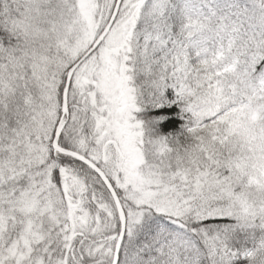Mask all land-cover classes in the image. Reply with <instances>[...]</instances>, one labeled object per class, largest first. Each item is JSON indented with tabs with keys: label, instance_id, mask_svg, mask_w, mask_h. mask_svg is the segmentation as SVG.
Wrapping results in <instances>:
<instances>
[{
	"label": "snow or ice",
	"instance_id": "snow-or-ice-1",
	"mask_svg": "<svg viewBox=\"0 0 264 264\" xmlns=\"http://www.w3.org/2000/svg\"><path fill=\"white\" fill-rule=\"evenodd\" d=\"M0 264H264V0H0Z\"/></svg>",
	"mask_w": 264,
	"mask_h": 264
},
{
	"label": "trees",
	"instance_id": "trees-1",
	"mask_svg": "<svg viewBox=\"0 0 264 264\" xmlns=\"http://www.w3.org/2000/svg\"><path fill=\"white\" fill-rule=\"evenodd\" d=\"M165 130H166V131H170V129H167V128H166Z\"/></svg>",
	"mask_w": 264,
	"mask_h": 264
}]
</instances>
